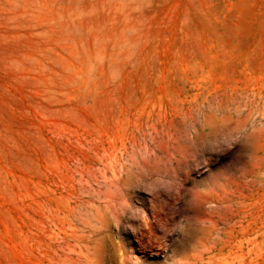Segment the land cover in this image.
Listing matches in <instances>:
<instances>
[{
  "label": "rangeland",
  "instance_id": "obj_1",
  "mask_svg": "<svg viewBox=\"0 0 264 264\" xmlns=\"http://www.w3.org/2000/svg\"><path fill=\"white\" fill-rule=\"evenodd\" d=\"M0 264H264V0H0Z\"/></svg>",
  "mask_w": 264,
  "mask_h": 264
}]
</instances>
